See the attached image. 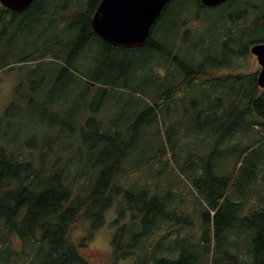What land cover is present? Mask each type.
Here are the masks:
<instances>
[{
    "label": "rangeland",
    "instance_id": "374dc122",
    "mask_svg": "<svg viewBox=\"0 0 264 264\" xmlns=\"http://www.w3.org/2000/svg\"><path fill=\"white\" fill-rule=\"evenodd\" d=\"M100 1L46 0L47 6L41 14H34L32 9L24 15L17 14L14 17L9 15L5 22L2 20L4 24H0V119L5 117L17 88L23 82L29 86L27 88L30 92L34 88L36 96L46 102L41 107L27 106V110L34 112L41 109L46 113L45 119L48 123L46 131L39 127L35 129V122L31 120L34 117L28 111L22 110L19 114L12 112L11 115L9 114L12 125L6 137L11 139L18 136L21 142L42 144V136L51 135L56 130L52 125L53 121L63 118L73 106L81 102L80 96L84 93L83 89L91 86L92 90L86 95L90 106L88 112L85 113V110H82L76 115V133L70 132L60 141L62 146L73 141L74 148L63 151L56 146L55 152H49L45 157L48 165H55L57 160L59 164L64 165L70 158L76 161L82 150L88 152L82 133L85 116H87L86 121L92 118L96 122H104L107 125L113 123L114 119L122 117L123 124L120 128L125 129L135 114L147 111L158 100L161 93L177 87L183 81L184 72L189 68L194 70L197 59H204L202 63L204 72L200 77L202 80L200 79L199 83L193 82L178 103L170 105L171 107H168V104H162L160 108H156V120L143 126L136 149L134 148L125 164V174L128 176L124 189L139 191L150 185L151 193L156 191L165 196L170 192L174 201L172 208L175 207L172 210L177 213L171 224L181 226L184 230L180 236L183 239L186 238V242L182 244L183 249L189 254H199L197 264H213L214 256L212 253L208 254V244L203 242L202 217L206 206L211 205L209 202L211 197L205 196L202 188L210 184L211 192L217 194L227 180L232 187L235 181L233 177L240 176L237 187L232 190L230 196L234 202L236 200L241 203V207L238 210L236 227L224 236L225 249L236 257L239 264H253L249 254L252 233L243 226L242 221L251 216L254 211L264 208V201L263 203L261 201L264 200V138H262L264 129L260 125L252 124L256 121L262 122L264 119L255 114L248 116L243 123L246 126L252 124L253 130L248 128L235 132L234 136L227 141H224V133H215L214 128L219 126L220 117L226 114L230 104L237 98L242 85H251L256 82L254 74H258L261 68L256 56L251 52H248L245 57L229 56L225 49L211 43H223V39L228 40V37H223L221 42L220 37L223 33L229 34L233 39L237 38L245 23L252 22L258 14L264 18V0H245L243 5L234 3L231 5V11L228 6L213 10L205 9L206 11H200V20H195L198 12L191 1L178 3L155 27L153 37H157L161 45L164 44L162 51L141 53L140 57L139 53H136L138 58L135 60V68L125 79L128 85L122 80L116 89L92 80L93 73L108 55L105 43L98 38L90 39L83 53L75 61V65L69 69L70 72L65 74L62 72L75 51L72 43H76L79 35L90 27L92 14ZM243 17L244 20H242ZM227 20L231 22L220 24ZM216 23H218L217 27L214 26ZM263 24L264 22L257 23L256 33L253 35L251 29L245 39L264 40ZM180 25L181 30L178 29ZM181 32L182 38L185 34L186 40L179 38L178 33L180 35ZM233 39L231 38L229 43L235 45V42H231ZM198 43L200 46L194 48ZM245 45L247 43H243V46ZM243 46L242 49L239 47L238 51L243 52ZM172 48L175 49L176 55H179L176 59L172 55L170 59L167 57L166 52L170 53ZM237 48L238 46H235L236 50ZM210 52L215 55L214 60L208 57ZM142 56L152 59L148 66L145 65V60L141 59ZM28 57L32 62H20ZM172 61H174V67L170 64ZM211 61H213V67L222 65L208 75ZM5 66L8 67L4 68ZM56 83H59L58 90L54 89ZM232 86L236 92L234 91L231 96L229 89ZM100 88H105V92H108L105 93L106 96L101 95ZM210 89L214 90L208 92L206 95L210 97L206 98L205 93ZM263 92L264 90L260 88L257 94H263ZM176 95L178 97V94ZM52 98H56L53 106H51ZM58 101L59 104L56 105ZM93 102L95 107L91 108ZM242 108L239 106V109ZM43 117L41 113L39 118ZM94 133L93 129L91 138ZM168 140L177 144L180 155L177 162L174 157L168 156L162 159L159 157L162 145L168 144ZM250 147L253 148L245 153ZM33 149L32 146L28 147L24 152V158L30 160L34 157ZM98 150L101 152V147ZM96 153L93 152L92 155ZM187 164L192 168H187ZM202 165L206 169V176L203 178L200 176L203 173ZM186 168L187 173L190 174H184ZM83 169V166L72 167L70 172L76 174ZM174 169L177 173L173 171ZM188 169H192L191 172ZM250 170H257L260 174L247 189L248 177H245V174L248 171L251 172ZM207 171L212 172L211 178L207 177ZM195 178L196 181H194ZM121 205L119 208L124 210L125 203ZM115 211L106 215V224L89 241L88 254L97 264L112 263L111 254L109 255L112 239L122 224L120 221V224L113 222L117 217ZM124 219L128 223L132 220V214L124 212L122 220ZM86 228L83 224L80 225L78 234H86ZM166 229L167 226H164L159 232L160 235L165 234ZM15 236L18 239L13 238L12 235V248L18 252L25 250L19 237L14 234ZM175 236L172 234L169 237L168 242L166 241L167 245L170 243L173 247L178 244L175 238L179 236ZM160 241L162 240L156 244ZM166 242H163L164 245ZM178 249L180 253L181 248ZM179 253L173 256L174 259L180 257ZM13 258L17 260L16 256ZM121 264H134V260L127 259ZM221 264L234 263L222 261Z\"/></svg>",
    "mask_w": 264,
    "mask_h": 264
},
{
    "label": "trees",
    "instance_id": "16d2710c",
    "mask_svg": "<svg viewBox=\"0 0 264 264\" xmlns=\"http://www.w3.org/2000/svg\"><path fill=\"white\" fill-rule=\"evenodd\" d=\"M186 1H191L197 9L198 14L195 20L201 19L200 11L209 9L203 6L201 0H172L165 7L162 16L158 19L155 26L170 14L174 6ZM244 2L245 0H231L227 5L221 7L228 6L231 11L232 4L243 5ZM46 6V0H35L28 7V12L33 9L34 14H41ZM221 7L215 9H220ZM1 9L0 24L3 21L5 22L9 16L4 11L8 8L0 2ZM95 10L96 8L92 16ZM244 19L243 17L242 20ZM227 22H231V20L222 21L220 24L224 25ZM260 22H264V18L258 14L252 22L245 23L244 28L240 29L237 38L234 37L233 39L229 34L223 33V36L220 37L221 42L223 37H228V40L223 39V43H211V45L216 44L219 48L225 49L229 56L237 55L245 57L250 52L251 46L264 43V40L249 41L248 38L245 39L251 29L253 35L256 33L257 23ZM217 25L218 23L214 26L217 27ZM155 26L152 30L151 39L143 48H119L105 43L108 55L105 57L104 63L101 62L99 64L92 80L101 85H108L112 89H116L122 83V80L125 81L130 76L131 71L135 68V60L138 58L136 53H139L140 57L141 53L162 51L164 44L155 43L158 39L157 37H153ZM262 26L264 27V24ZM181 27L180 25L178 29L181 30ZM90 32L93 33L91 26L87 27L79 35L76 43H72L75 51L73 52L72 59L68 61L66 67L62 70L64 74L70 72L69 69L75 65V61L89 44L88 42L92 37ZM182 34V32L180 35L178 33L179 38L186 40L185 34L183 38ZM231 38L234 40H231V42H235V45L229 43ZM243 43H247V45L243 46ZM199 46L200 44L198 43L194 48H198ZM235 46H238L237 50ZM242 46L244 47L243 52L238 51L239 47L241 48ZM175 52L173 48L170 53L167 51V57L170 59L172 55L176 59L179 55H176ZM208 57H212V60L215 59V55L211 52L208 53ZM141 59L145 60L144 62L147 66L149 61L152 60L143 56ZM20 62L32 61L28 57ZM203 62L204 59H197L194 70L191 68L187 69L184 72L183 81L177 87L172 88L171 91L167 89L161 93L158 100L147 111L135 114L125 129L120 128L123 124L122 117L114 119L113 123L107 125L104 122H96L92 118L86 121L87 116H85L82 133L88 152H83L82 150L81 154H78V156L80 155L79 159L75 161V159L70 158L64 165L59 164V160L56 161L55 165H48L45 157L49 152H55L56 146L63 151H66L68 148H74L73 141L67 143L65 146H62L60 141L65 138L64 136H67L66 134L70 132L72 134L76 133V115L81 113L82 110H85V113L88 112L90 106L86 95L92 90L91 86L83 89L85 94L83 93L80 96L81 102L73 106L63 118H57L53 121L52 125L56 129L55 132L51 135H43V143L37 145L30 142H21L18 136L11 139L6 137L9 132L8 129L12 125L9 114L11 115L12 112H18L16 114H19L22 110L32 114L31 116L34 119L31 120L35 122V129L39 127L41 130H48L45 112L41 109L34 112L33 110H27V106L37 105L41 107L46 102L42 101L39 96H36L34 88L30 92L27 88L29 86L22 82L17 88L15 97L10 103L5 117L0 119V264H97L88 254L90 250L88 247L89 241L106 224V215L114 210H116L117 217L113 222L120 224V221L122 224H120L112 239V249L109 253L112 259L111 264H121L122 261L127 259L134 260V264H197L199 254H189L187 250L183 249L182 244L186 240L180 236H182L184 230L181 226L177 227L171 224V221L177 215L176 211L173 212V208L175 207L172 208L174 201H172L171 193L169 192L165 196L160 195L156 191L151 193L150 185L139 191L125 190L126 186L124 183L128 176L125 174V164L132 155V151L136 149L135 147L138 144L143 126H147L156 120V108H160L162 104H168V107H171L170 105L178 103V100L190 88L193 82L199 83L202 80L200 77L204 72L202 70L204 66ZM170 64L173 67L175 65L174 61ZM205 64H207V61H205ZM210 64L209 73L211 74L212 70L214 71L222 65L213 67V61ZM7 67L5 66L4 68ZM199 68H201L200 71ZM254 75L256 76V82L251 85H242V88L238 91V97H235L236 99L230 104L226 114L220 117L219 126L214 128L215 133H226L224 134V141L231 139L235 132L246 130L250 126L252 129V124L254 123L255 125L264 126V120L262 122H253L250 126H246L243 123L252 114L264 119V92L263 94H257L260 89L257 83L258 74ZM124 83L128 85L127 81ZM213 87H215L214 84ZM54 89H59V83H56ZM100 89L101 95L106 96L105 93L108 92H105V88ZM213 90L206 91L205 95ZM229 91V95L232 96L234 91L236 92V89L234 90L232 86ZM176 94H178V97ZM208 96L210 97V95H206V98ZM95 98L97 99L96 95ZM55 101L56 98H52L53 103H51V106L54 105ZM100 103L102 104V102ZM55 104L58 105L59 101ZM94 104L93 102L91 108L95 107ZM239 106L243 108L239 109ZM41 113L44 115L42 119L39 118ZM262 128L264 129V127ZM93 129L95 133L91 138V131ZM212 139L214 140L215 138ZM167 143L162 145L159 157L162 159L165 156L166 158L169 156L174 157L176 162L177 158L179 161L180 155L177 150V144L171 140H168ZM31 146L34 147L32 151H34L35 154L33 153V156H35L29 160L24 158V152ZM99 147H101V152L98 150ZM252 148H248L245 153L249 152ZM93 152L97 153L92 155ZM81 166L84 168L82 172L76 174L70 172L72 167ZM187 168H192V166L189 167L187 164ZM187 168L186 171L184 170V174H190L187 173ZM201 168L203 173L200 176L203 178L206 176V169L203 168V165ZM191 170L188 169L189 172ZM173 171L177 173L175 169ZM253 171L245 174L248 177L247 180H249L246 184L247 189L252 186V183L260 174L257 170ZM211 173L207 171V177L211 178ZM233 178L235 181H233L232 187L230 181L227 180L217 194L211 192L212 187L210 184L202 188L203 194L211 197L209 198L211 205L208 204L209 207L206 206L207 208H205L202 217L204 224L203 242L208 244V254L212 253L214 256L213 264H221L222 261L239 264L236 257L225 249L226 238H224L228 231L236 227L238 210L241 207V203L236 202V200L234 202V199L230 196L232 190L237 187V180L240 179V176ZM196 180L195 178L194 181ZM216 189L218 190V188ZM224 193L226 194L224 195ZM261 201L263 203L264 200ZM124 203L125 208L122 210L119 206H122L121 204ZM124 212L132 214V220L128 223H126L125 219L122 220ZM242 223L252 233L249 254L253 264H264V208L254 211ZM82 224L87 227L86 234L83 235L78 234V229ZM164 226H167L166 233L160 235L159 232ZM14 234L19 237L25 250L23 249V251L18 252L12 248V239H18L16 236L14 237ZM172 234L179 236L175 238L178 244H175L176 246L174 245L173 247H171L170 243L167 245L168 239ZM159 240L162 241L156 244ZM163 242H166L165 245ZM178 248H181L180 253ZM177 253H179L178 256L180 257L174 259L173 256L177 255ZM13 256H16L17 260ZM217 259L219 262L215 261Z\"/></svg>",
    "mask_w": 264,
    "mask_h": 264
},
{
    "label": "water",
    "instance_id": "95a60500",
    "mask_svg": "<svg viewBox=\"0 0 264 264\" xmlns=\"http://www.w3.org/2000/svg\"><path fill=\"white\" fill-rule=\"evenodd\" d=\"M35 0H0L3 6L22 13ZM172 0H102L93 19L92 28L105 42L115 47L139 49L146 45L152 28ZM208 8L219 7L229 0H201ZM261 70L257 82L264 89V43L251 47Z\"/></svg>",
    "mask_w": 264,
    "mask_h": 264
},
{
    "label": "flooded vegetation",
    "instance_id": "af4514ba",
    "mask_svg": "<svg viewBox=\"0 0 264 264\" xmlns=\"http://www.w3.org/2000/svg\"><path fill=\"white\" fill-rule=\"evenodd\" d=\"M102 1V0H101ZM101 1L99 2V5H100V3H101ZM231 0H229L228 2H230ZM228 2H226L225 4H228ZM225 4H223V5H225ZM98 5V6H99ZM222 5V6H223ZM98 6H97V8H98ZM97 8H96V10H97ZM96 10H95V12H96ZM0 11H2V9L0 10ZM5 12H7L8 13V15H10L9 17H14L15 15H17V14H19V15H24V14H26V12L28 11V9H26L24 12H22V13H17V12H14V11H12V10H4ZM95 14V13H94ZM94 16V15H93ZM93 16H92V19H93ZM8 19V18H7ZM10 19H13V18H10ZM92 19H91V24H90V26H91V29L93 30V28H92ZM157 23V22H156ZM2 24V23H1ZM155 26V25H154ZM153 26V27H154ZM156 27V26H155ZM152 30H153V28H152ZM91 33V32H90ZM91 36L93 37V38H99L101 41H103L104 43H107V42H105L100 36H98L96 33H95V31L93 30V33H91ZM91 37V38H92ZM151 37H152V33H151V36L148 38V40H147V42L151 39ZM90 41V40H89ZM146 42V43H147ZM155 43H158V41H155ZM108 44V43H107ZM110 45V44H109ZM112 46V45H111ZM113 47H115V46H113ZM120 48V47H119ZM259 64V63H258ZM260 66V65H259ZM260 68H261V66H260ZM261 70V69H260ZM259 74V73H258ZM208 75H211V73L210 74H208ZM258 78V77H257ZM216 84H218V83H216ZM264 90V89H263Z\"/></svg>",
    "mask_w": 264,
    "mask_h": 264
},
{
    "label": "bare ground",
    "instance_id": "6f19581e",
    "mask_svg": "<svg viewBox=\"0 0 264 264\" xmlns=\"http://www.w3.org/2000/svg\"><path fill=\"white\" fill-rule=\"evenodd\" d=\"M87 36H89V35H87ZM56 47V46H55ZM54 49V48H53ZM104 63V62H103ZM109 67V66H108ZM99 72V71H98ZM93 73V72H92ZM94 74V73H93ZM96 74V73H95ZM200 80V79H199ZM174 92V91H173ZM170 94H171V92H170ZM170 94H168V95H170ZM175 97V96H174ZM238 97V96H237ZM235 104V103H234ZM254 107V106H253ZM258 107V106H257ZM263 107V106H262ZM258 110V109H257ZM242 114V113H241ZM239 115V114H238ZM235 116V115H234ZM11 124V123H10ZM222 124V123H221ZM233 126V125H232ZM262 126V125H261ZM240 127V126H239ZM251 127V126H250ZM249 127V128H250ZM262 127H264V126H262ZM216 130V129H215ZM253 130V129H252ZM175 131V130H174ZM173 131V132H174ZM18 132V131H17ZM16 132V133H17ZM15 133V134H16ZM224 134H226V133H224ZM263 137V136H262ZM48 139V138H47ZM50 140V139H49ZM9 141V140H8ZM11 142V141H10ZM7 143V142H6ZM43 146V145H42ZM49 147V146H48ZM42 150V149H41ZM110 155V154H109ZM116 155V154H115ZM164 156V155H163ZM166 157V156H165ZM117 162V161H116ZM114 166V165H113ZM29 167V166H28ZM118 167V166H117ZM243 167V166H242ZM251 171V170H250ZM249 172V171H248ZM254 172V171H253ZM253 175V174H252ZM246 177V176H245ZM250 179V178H249ZM251 180V179H250ZM247 181H249V180H247ZM14 183V182H13ZM141 193V192H140ZM129 194V193H128ZM132 195V194H131ZM31 197V196H30ZM50 197V196H49ZM154 197H156V196H154ZM217 199V198H216ZM15 200H17V199H15ZM134 200V199H133ZM21 201V200H20ZM25 201V200H24ZM110 201V200H109ZM17 202V201H16ZM52 202V201H51ZM225 203V202H224ZM232 203V202H231ZM234 204V203H233ZM54 205V204H53ZM48 206V205H47ZM54 207V206H53ZM50 208V207H49ZM59 208V207H58ZM214 209V208H213ZM216 209V208H215ZM17 210V209H16ZM153 210H155V209H153ZM164 212V211H163ZM42 213V212H41ZM90 214V213H89ZM160 214V213H159ZM40 215H42V214H40ZM34 221V220H33ZM261 221H262V219H261ZM255 224H257V223H255ZM94 225V224H93ZM225 225V224H224ZM69 230V229H68ZM209 232V231H208ZM211 232V231H210ZM207 233V232H206ZM30 234V233H29ZM182 234V233H181ZM184 236V235H183ZM56 237V236H55ZM184 239H186V238H184ZM173 241V240H172ZM183 241V240H182ZM190 241V240H189ZM45 242V241H44ZM186 242V241H185ZM262 242V241H261ZM53 244V243H52ZM176 246V245H175ZM208 247V246H207ZM210 247V246H209ZM1 250V249H0ZM229 256V255H228ZM169 257V256H168ZM7 258V257H6ZM156 259V258H155ZM161 260V259H160ZM192 260V259H191ZM220 260V259H219ZM164 261V260H163ZM215 261H218V259L217 260H215ZM160 262V261H159ZM219 262V261H218ZM227 262V261H226ZM228 263H229V261H228ZM231 263V262H230Z\"/></svg>",
    "mask_w": 264,
    "mask_h": 264
}]
</instances>
